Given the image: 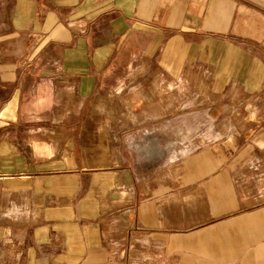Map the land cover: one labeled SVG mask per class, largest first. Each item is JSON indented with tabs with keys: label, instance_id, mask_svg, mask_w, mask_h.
<instances>
[{
	"label": "crops",
	"instance_id": "crops-1",
	"mask_svg": "<svg viewBox=\"0 0 264 264\" xmlns=\"http://www.w3.org/2000/svg\"><path fill=\"white\" fill-rule=\"evenodd\" d=\"M9 43L15 61L9 68L0 62L2 87L11 80L23 88L25 75L36 87L42 71L17 65L23 59L35 65L45 53L57 65L45 71L52 76L50 84L59 82L65 89L56 106L71 115L59 121L65 125L58 127L61 158L53 160L56 145L47 133L57 128H36L32 119L47 117L30 115L42 100L39 94L28 93L23 124L15 111L10 118L1 115L7 107L18 109L20 94L1 108L0 218L14 219L15 210L28 209L38 221L27 231L4 226L0 264H121L104 223L113 171L99 166L101 158L93 167L81 159L69 166L63 155L69 139L80 155L99 153L100 138L94 141L83 126L99 124V118L85 117L81 109L97 102L101 77L148 60L154 61L151 71L178 81L174 90L198 97L202 92L205 106L233 102L239 120L233 141L219 152L223 162L205 170L220 173L219 181L197 180L191 173L187 181L147 185L149 195L139 201L143 229L157 231L137 232L157 239L139 243L140 249L149 245L160 257L165 250L178 253V264H264V0H0V60L8 59ZM77 124V131L68 130L67 125ZM147 139L140 150L156 154L160 146ZM166 191H171L170 203L161 199ZM169 205L170 226L161 218ZM163 234L171 237L170 246L158 238Z\"/></svg>",
	"mask_w": 264,
	"mask_h": 264
},
{
	"label": "rangeland",
	"instance_id": "rangeland-1",
	"mask_svg": "<svg viewBox=\"0 0 264 264\" xmlns=\"http://www.w3.org/2000/svg\"><path fill=\"white\" fill-rule=\"evenodd\" d=\"M5 48L8 59L0 60V62L6 65L4 68H9L15 59L12 60V55L9 53L10 43ZM20 54H22L21 51L14 53L18 56ZM53 63L54 61L46 59L44 53L35 65H28L27 59H23L17 65L19 69L32 66L42 71L40 76H37L39 81L36 87L29 86L27 75H25L21 77L24 82L23 88L15 87L11 80L5 79L3 88L0 77V111L2 106L8 103L10 97L21 95L18 109L7 107L5 113H0L10 118L16 112L20 124H23L21 119L26 120L29 115L28 93H31L32 97L39 94L42 100L39 101V107L30 109V115L47 117L46 120L37 122L33 118L32 123H35L36 128L42 126L57 128L56 131L47 133L56 145L53 151L56 154L52 155L54 160L61 158L59 152L62 148L60 145L62 134L58 127L65 125L59 121L60 119L66 121L71 114H68V109L56 106L58 100L64 97L65 89L59 87L58 78L56 79L57 84H50L53 80L52 76L46 75L48 72L45 71L57 66ZM145 64V61L139 62L133 65V69H127L120 75L101 77L100 89L94 93L97 102L81 109L83 116H98L99 118V124L83 125L90 128L94 141L100 138L104 147L99 149V153L88 152V154L80 155V149L78 147L75 149L73 140L69 139L67 154L63 156L67 157L69 166L74 165L80 159L92 164L101 158L103 162L99 166L113 171L114 177L108 184L110 187H108L107 194L111 203L105 211L104 223L107 228V241L113 237V242H115L113 252L118 263L178 264V253L165 250L160 257L158 255L160 253L154 247L146 245V248L140 249L139 243L155 244L157 237L149 234L143 237L137 231H157V228L143 229L145 221L142 219L143 215L140 214L139 201H142L147 193L149 195L151 189L147 185L157 181L164 183L173 180L187 181L191 179L192 174H195L197 180L219 181L220 173H205V170L209 169L210 164L219 165L223 162L219 152L224 150L229 141H233V134L239 119L237 107L233 102H214L211 106H205L202 92L198 97L190 91L174 90L178 81L173 80L170 75H161L154 68L151 71L153 60H148V68ZM24 95L25 100L22 99ZM13 111L15 112L12 113ZM245 118L250 120L252 116L248 115ZM24 126L28 128L27 123ZM67 126L68 130L77 131L80 125ZM178 128H181L183 133L179 134ZM182 134L187 137L182 138ZM147 137H150L152 144L160 146L156 154L151 156L140 150L141 145L149 141ZM247 162L251 163L250 159ZM164 183L163 185H168ZM167 189H162L160 194ZM179 190L181 194H184L187 188ZM170 192H164L161 199H168L165 202L170 203L172 196ZM14 213V219L9 214L6 215V219L0 218V231L4 230V226L8 227V231L13 229L27 231L29 224L32 223L33 226L38 221L35 211L32 212L33 215L28 209L15 210ZM172 216L169 205L167 212L161 216L163 224L170 226ZM165 232L171 233V231ZM164 235L158 238L163 239V243L170 246L171 237ZM140 238L142 242L139 241ZM21 243H25V240L21 239ZM179 261L181 263V259Z\"/></svg>",
	"mask_w": 264,
	"mask_h": 264
},
{
	"label": "bare ground",
	"instance_id": "bare-ground-1",
	"mask_svg": "<svg viewBox=\"0 0 264 264\" xmlns=\"http://www.w3.org/2000/svg\"><path fill=\"white\" fill-rule=\"evenodd\" d=\"M145 145H146V144H145ZM140 148H141V147H140ZM142 149H143V148H142ZM155 150H156V148H155V146H153V150H152L153 153L155 152Z\"/></svg>",
	"mask_w": 264,
	"mask_h": 264
}]
</instances>
